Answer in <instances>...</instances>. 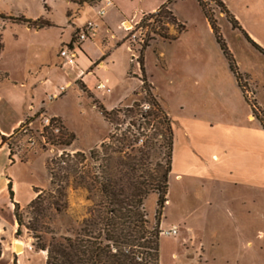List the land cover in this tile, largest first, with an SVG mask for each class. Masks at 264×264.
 Masks as SVG:
<instances>
[{"label":"rangeland","instance_id":"374dc122","mask_svg":"<svg viewBox=\"0 0 264 264\" xmlns=\"http://www.w3.org/2000/svg\"><path fill=\"white\" fill-rule=\"evenodd\" d=\"M112 1L129 19H136L161 0ZM200 1L219 27L232 69L197 0L171 4L177 24L169 17L170 8L143 25L144 16L139 22L128 21L132 27L123 29L124 42L131 53L127 44L118 47L122 33L116 17L111 33L106 32L105 22L115 15L109 11L101 18L99 0L82 6L79 0H0V97L21 115L29 113L30 105L44 107L32 119L33 127L25 124L14 139L6 140L14 163L24 162L13 166L24 224L29 226L36 218L28 207L37 189L45 192L46 206L53 201L46 195L53 190L52 170L61 176L58 183L67 192L64 212H43L41 220L50 228L47 241L80 229L101 200L96 189L88 188L108 157L134 155L147 142L152 144L147 149L150 170L157 164L165 166L166 121H170L174 148L168 201L160 211L156 194L145 201L150 224L159 223L160 264H197L196 250L202 242L206 250H213L206 252L212 258L202 264H264V187L232 180V129L264 130L256 116L264 120V55L242 31L264 49V0H221L242 30L233 27L220 1ZM88 22L99 27L79 44L82 63H76L84 67L105 51L111 53L117 84L106 76L88 80L95 87L103 82L111 88L104 94V106L112 112L108 117L97 101L84 95L80 82L53 103L48 101L72 81V71L60 67L58 57ZM138 23L148 29L141 30ZM144 104L150 105L149 111L142 108ZM45 118H54L58 133L43 128ZM90 151L95 152L93 157ZM77 152L85 156L81 163L72 157ZM64 154L71 157L60 170L56 162ZM30 185L38 187H33L34 198L29 201ZM14 208L10 200L0 202V264H46V252L36 248L28 229L16 236ZM174 226L178 236L162 234Z\"/></svg>","mask_w":264,"mask_h":264},{"label":"trees","instance_id":"16d2710c","mask_svg":"<svg viewBox=\"0 0 264 264\" xmlns=\"http://www.w3.org/2000/svg\"><path fill=\"white\" fill-rule=\"evenodd\" d=\"M95 0H79L80 6ZM101 0H99L100 2ZM175 0L162 6L156 13L147 14L143 17L141 24H145L158 15ZM219 6L228 16L229 21L234 28L237 27V20L230 15L221 0H218ZM206 17L208 18L216 39L226 55L232 69V56L227 50L226 43L221 35L219 27L214 19L208 14L202 2L198 0ZM169 17L174 24L177 20L169 12ZM28 23H30L28 21ZM49 24L41 25L39 28L47 27ZM185 28L182 29L184 31ZM248 41L264 55V49L255 43L251 37L242 30ZM164 38L168 39L164 36ZM170 38L169 40H173ZM240 81V76L238 75ZM146 83V81H145ZM102 113L108 117L112 112L100 106ZM114 112V111H113ZM257 119L264 127V120L256 114ZM167 123L166 135V165L157 164L155 170H150L149 150L152 144L145 143L143 148H139L134 155L121 153L116 158L108 157L107 165L101 167L99 176L92 177V186L89 191L96 189L100 194L101 200L93 206L88 217L84 218L80 229L70 236L57 237L51 236L46 240L45 234H48L50 228L47 222L41 220L43 212L54 210L56 213H62L68 208L66 188L59 185L58 180H62L59 174L51 172L53 190L47 192L50 196L49 204L46 206L44 199L45 192L36 191L37 197L29 204L28 209L36 214L29 226L23 222L21 206L14 204V216L18 224L16 236L20 237L24 228L28 229L36 240V248L39 251L46 252V264H160V240L161 232L159 223L152 226L145 212V201L152 195L158 196V210L165 208L167 195L169 193V181L172 175L173 167V148L174 132L170 121ZM74 141L75 137H72ZM6 139H4V143ZM105 148V146H103ZM91 156L95 154L90 151ZM71 154H64L56 163L60 170L67 165ZM77 158L85 160L83 153L73 154ZM11 195L13 193L11 192ZM57 195V198L56 196ZM158 219H156L157 221ZM2 259V245L0 243V260Z\"/></svg>","mask_w":264,"mask_h":264},{"label":"crops","instance_id":"0c3cea01","mask_svg":"<svg viewBox=\"0 0 264 264\" xmlns=\"http://www.w3.org/2000/svg\"><path fill=\"white\" fill-rule=\"evenodd\" d=\"M165 1L164 0L159 1L156 5L148 9V11L143 12L136 19L134 18L129 19L125 10L122 9L121 6L120 7L115 6V4L112 1L113 6L108 8L106 14L103 17H101L104 18L109 11L111 14L115 15L113 16V18L111 16L112 19H107V22H105L106 23L105 25L107 27L106 32L111 33L112 24L115 23L114 17H116L118 20L117 23L119 24L118 29L122 33V39L119 42L118 47L123 46V44H127L128 52L131 53L128 43L124 42L126 39V35L124 34L123 29L129 30L126 27H130V28L132 27L131 23L128 21L137 20V22H139L143 16L157 12L162 6L166 5L172 0H169L166 3ZM171 4L169 5V8L172 11ZM172 13L174 14L173 11ZM174 17L177 19L175 14ZM112 37L114 38L115 35L113 34ZM74 39L75 38L73 37L72 41ZM72 41L68 45H70ZM78 50L79 48L77 49V60L78 62L82 63ZM106 53L107 51H105L101 57H98L94 61L90 60L87 65H84V67L83 65L82 67H80L79 65H77V63L75 64V66H70L69 64H67V62H65L64 59L60 57V55L58 57L59 62L60 60L62 61V65H60V67L69 69L73 73L72 81H68L66 85L69 84L78 85L77 83L80 82L84 87L83 89L81 87L79 88L84 93V95L87 97L89 96L88 97L89 100L90 98L94 99L100 104V106H103L104 108H105L104 104L106 98L105 92L97 90V86L95 87L96 83L95 82L92 83L88 80L89 77L100 78V76L102 77L106 76L107 79H109L110 81L113 80V83L115 85L117 84L118 80L111 73V66H110L114 64L113 61L114 59L110 58L111 57L110 52H108V54ZM101 62L104 64V66L102 67L97 66V64ZM134 79H138L140 82H142L139 78H134ZM36 85H38V83L37 84L35 83V88ZM43 109L44 107L35 109L33 105H30L29 113H25L24 115H21V113L18 112V110H16L11 103L5 101L4 104L3 100L0 97V202L1 203L6 200H10L12 201L13 206L14 204H19L22 207L24 205L23 203H19L20 200H19L17 177H16V173H14L13 171L14 170L13 166H15L16 164H23L24 162H20L16 160V163H14L10 145L7 141L4 143V139L8 141L14 139L18 135V133L22 132L25 124H27V126L30 128L33 127L34 122L32 121V119L36 117L37 114L40 113ZM249 119H253L252 115H249ZM102 142L103 140H101L98 144H101ZM91 149H93V147H91L89 150ZM232 180H241L242 182L245 181L249 183L256 182L264 187V130L263 129L261 128L260 130L251 129V131L247 129L243 130V128L232 129ZM33 187H38V186L30 185L32 194L29 198V201L34 198ZM11 192L13 193V195H11ZM200 244L201 245L198 247V250H196L197 257L200 259L197 261V264H202L203 262L208 263V261L212 258L211 257L212 255L210 256V258L209 257L207 258L206 252L213 253V250L211 249L206 250V246L203 242ZM250 245L251 247L253 246L251 243Z\"/></svg>","mask_w":264,"mask_h":264},{"label":"built area","instance_id":"2783aa9c","mask_svg":"<svg viewBox=\"0 0 264 264\" xmlns=\"http://www.w3.org/2000/svg\"><path fill=\"white\" fill-rule=\"evenodd\" d=\"M101 7L99 9V16L103 17L106 12L107 9L113 6V3L111 0H101L98 3ZM140 26L141 30L144 29H148V27L143 28V26L138 23ZM98 28V25L94 22H88L83 28L78 29L77 31V35L75 37V39L72 41V43L66 47H63L61 52H60V57L62 59L65 60V62H67V64H69L70 66H75L76 61H77V49L79 47V44L86 41L87 39L90 38L91 34ZM135 35L133 36V38L135 39ZM97 66H104V64L101 62L99 64H97ZM72 84L69 85H65L62 86L61 88H59V90L53 94L52 96H50L48 98L49 103H53L55 100L59 99L63 94H65L70 87H72ZM97 90L99 91H103V92H107V93H111V88L106 85L105 83L101 82L97 85ZM142 108L145 111H149L150 110V105L149 104H144L142 105ZM54 118H45L44 119V125L43 128H48L51 129L53 132L58 133L59 132V126H56L55 122H53ZM162 234L164 235H168V236H178L179 234V229L178 227H172L170 228L168 231H164Z\"/></svg>","mask_w":264,"mask_h":264},{"label":"water","instance_id":"95a60500","mask_svg":"<svg viewBox=\"0 0 264 264\" xmlns=\"http://www.w3.org/2000/svg\"><path fill=\"white\" fill-rule=\"evenodd\" d=\"M127 29H130V27H126ZM16 249H17V252H21V250H22V246H20V245H17L16 246Z\"/></svg>","mask_w":264,"mask_h":264},{"label":"bare ground","instance_id":"6f19581e","mask_svg":"<svg viewBox=\"0 0 264 264\" xmlns=\"http://www.w3.org/2000/svg\"><path fill=\"white\" fill-rule=\"evenodd\" d=\"M19 244V243H18ZM21 246V245H20Z\"/></svg>","mask_w":264,"mask_h":264}]
</instances>
